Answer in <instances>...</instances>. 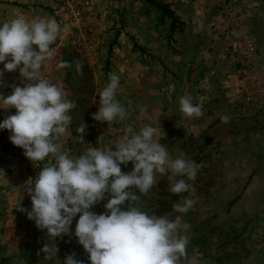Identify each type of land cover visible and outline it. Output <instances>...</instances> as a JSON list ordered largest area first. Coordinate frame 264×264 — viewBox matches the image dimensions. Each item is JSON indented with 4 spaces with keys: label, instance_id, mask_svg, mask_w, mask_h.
<instances>
[{
    "label": "rangeland",
    "instance_id": "rangeland-1",
    "mask_svg": "<svg viewBox=\"0 0 264 264\" xmlns=\"http://www.w3.org/2000/svg\"><path fill=\"white\" fill-rule=\"evenodd\" d=\"M158 1L167 4L182 24L175 27L172 35L170 22L161 20L144 0H78L87 32L83 44L77 46L74 42L78 32L73 22L53 0H0V22L24 16L29 21L55 18L61 25L62 33L52 46L53 58L42 67L41 78L53 83L62 81L67 98L75 103L69 113L72 120L68 131L58 141L71 155L79 156L92 147L114 148L127 126L139 130L150 124L148 92L156 85L179 105L180 92L186 84L182 70L186 76L194 73L193 84L198 87V67L193 62L195 46L203 36L212 43L230 40L233 44L226 49L232 56L243 51L244 34L249 33L243 29L239 11L244 10L245 0L231 11L240 25L224 18L229 13L226 0ZM249 35L256 46L254 37ZM61 62L70 67L60 68ZM78 63L82 72L76 70ZM113 74L120 77L116 99L126 109L127 118L106 124L92 117L99 108L98 95ZM3 83L0 94L4 96L10 95L15 86L23 87L18 71L5 72ZM225 86L222 84L224 90ZM250 92L255 91L251 88ZM242 105L246 106L244 111L232 115L228 128L209 131L198 139L166 144L173 157L183 153L201 165L195 181H188L192 185L190 193L180 197L170 193L165 176L158 180L152 193L141 197L142 210L172 218L178 214L174 203H182L185 197L196 201L183 214L190 229L187 255L180 264H264V100L260 97L254 105L242 101ZM14 113L15 109L0 110V121ZM163 118L157 119V124L166 123ZM82 122L87 127L84 142H79L76 130ZM10 134L8 130L0 131V264H49L40 251L47 243L45 232L19 210L31 208L30 197L24 191L34 182L39 169L21 148L11 144ZM47 162L54 161L49 158ZM131 168V162L121 165L123 172H130ZM106 202L92 210L97 214L104 212ZM76 220L78 215L72 229ZM55 243L56 258L61 264L70 254L82 264H90L88 254L71 230Z\"/></svg>",
    "mask_w": 264,
    "mask_h": 264
},
{
    "label": "clouds",
    "instance_id": "clouds-1",
    "mask_svg": "<svg viewBox=\"0 0 264 264\" xmlns=\"http://www.w3.org/2000/svg\"><path fill=\"white\" fill-rule=\"evenodd\" d=\"M62 33L55 18L29 21L24 16L0 22V88L5 86V72H19L23 87L15 86L11 94H0V110L15 113L0 121V131L8 130L13 146L39 169L34 182L24 192L31 208H20L37 229L44 231L47 243L40 249L43 260L61 264L56 240L70 233L88 254L90 264H180L187 255L190 225L183 214L194 206L193 198L174 203L177 215H154L142 210L141 197L153 192L158 180L167 176L169 192L179 197L190 193L201 165L183 153L173 157L166 144L165 133L158 126L147 124L139 130L124 129L115 147L89 148L73 156L58 141L71 124L69 114L75 103L65 94L62 81L55 83L41 78L42 67L53 58V45ZM60 68H67L61 62ZM82 72V65H76ZM120 77L110 76L99 93V108L93 120L106 124L124 121L126 109L116 99ZM180 111L188 118L203 115L202 105L191 95L179 100ZM223 124L230 116L220 117ZM86 125L77 128L76 139L84 142ZM52 158L54 162H47ZM132 164L130 172L121 165ZM43 163V166H40ZM138 193V194H137ZM104 212L92 209L102 201ZM74 229L73 219L77 217ZM63 264H82L74 254Z\"/></svg>",
    "mask_w": 264,
    "mask_h": 264
},
{
    "label": "crops",
    "instance_id": "crops-1",
    "mask_svg": "<svg viewBox=\"0 0 264 264\" xmlns=\"http://www.w3.org/2000/svg\"><path fill=\"white\" fill-rule=\"evenodd\" d=\"M245 1L244 10L239 11V15L244 21V31L254 37L256 49L258 48L260 59L256 65V72L264 75V0ZM203 37L198 40L195 46V62H193L198 67L195 71L198 87L196 88V85L193 84L194 73L186 76L185 71L182 70L186 84L185 89L180 92L181 97L191 95L194 103L202 105L203 115L201 117H185L180 111V105L175 104L171 99L172 96L170 97L162 89H158L156 84L154 88L149 89V122L153 126H158L157 119L161 116L164 117L166 123H160V125L162 130L165 129L164 143L167 145L170 141L174 144L173 142L198 139L209 131L224 126L228 128L232 117L241 113L242 109L244 111L246 107L242 105V101L246 93L250 94L249 85L251 83L248 79L238 75L236 55L232 56L231 52L226 49L233 43L222 38L223 42L219 40L212 43L205 41ZM186 68L188 69L187 66ZM222 84L227 86H225L226 90L222 88ZM169 93L171 94L172 91ZM172 114L176 116H171ZM223 115L230 116V121L227 124L220 121V117Z\"/></svg>",
    "mask_w": 264,
    "mask_h": 264
},
{
    "label": "built area",
    "instance_id": "built-area-1",
    "mask_svg": "<svg viewBox=\"0 0 264 264\" xmlns=\"http://www.w3.org/2000/svg\"><path fill=\"white\" fill-rule=\"evenodd\" d=\"M53 2L65 11L67 17L73 22L78 35L75 37V44L81 46L83 37L86 35L87 27L83 18V12L78 0H53ZM238 0H226V11L224 18L240 25L239 18L231 14L233 7ZM238 46V45H237ZM235 50V48H233ZM233 50V52H234ZM253 38L249 34H244L243 51L236 53V64L238 65V75L251 82L249 90L252 88L255 92L246 93L243 102L254 105L261 97L264 100V75L256 72L257 52ZM252 94V95H251Z\"/></svg>",
    "mask_w": 264,
    "mask_h": 264
},
{
    "label": "trees",
    "instance_id": "trees-1",
    "mask_svg": "<svg viewBox=\"0 0 264 264\" xmlns=\"http://www.w3.org/2000/svg\"><path fill=\"white\" fill-rule=\"evenodd\" d=\"M144 2L159 14L161 20H168L170 22L169 31L171 35L175 33V27L182 25L179 24V20L174 16L167 4H163L158 0H144ZM232 203L233 202L229 204V207ZM227 211H229V209H227Z\"/></svg>",
    "mask_w": 264,
    "mask_h": 264
}]
</instances>
